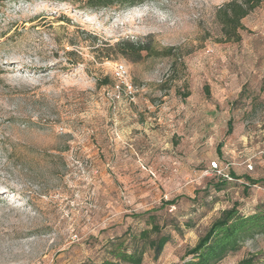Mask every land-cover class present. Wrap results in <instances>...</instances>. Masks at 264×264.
<instances>
[{"label":"rangeland","instance_id":"1","mask_svg":"<svg viewBox=\"0 0 264 264\" xmlns=\"http://www.w3.org/2000/svg\"><path fill=\"white\" fill-rule=\"evenodd\" d=\"M227 1L0 0V264L99 262L109 238L145 227L136 214L178 197L161 213L196 226L143 264H182L222 210L264 206V2L223 41ZM128 39L173 54L107 50ZM117 63L133 100L117 96ZM218 175L233 179L221 191ZM251 255L264 264V234L219 264Z\"/></svg>","mask_w":264,"mask_h":264},{"label":"trees","instance_id":"2","mask_svg":"<svg viewBox=\"0 0 264 264\" xmlns=\"http://www.w3.org/2000/svg\"><path fill=\"white\" fill-rule=\"evenodd\" d=\"M82 8H104L113 5L134 6L143 0H76ZM264 0H229L220 5L215 13L221 25L223 41H240L243 30V19L259 8ZM108 51L113 56L138 62L145 56H170L173 47L158 48L153 41L122 40L114 45L108 44ZM108 56H111L110 54ZM79 63L75 62L73 65ZM111 83L110 78L102 81ZM233 127L230 121L229 131ZM231 176L235 174L230 172ZM218 181L210 186L216 191L226 188L232 180L218 175ZM239 178V177H237ZM250 183L258 181L246 177ZM180 197L163 201L159 207L136 214V218H146L145 227L135 229L128 227L122 234L109 238L103 245L104 257L99 261L89 260L84 264H143L148 251L153 258L159 259L166 245L173 239V231L183 234L184 229H193L196 225L192 218L181 222L170 213H161L168 206L176 205ZM264 234V206L257 203L253 212H244L238 203L221 211L197 243L188 248L182 258V264H219L227 257L241 250L243 245L256 236ZM257 255H251L240 261V264H252ZM262 256V253L260 255Z\"/></svg>","mask_w":264,"mask_h":264},{"label":"built area","instance_id":"3","mask_svg":"<svg viewBox=\"0 0 264 264\" xmlns=\"http://www.w3.org/2000/svg\"><path fill=\"white\" fill-rule=\"evenodd\" d=\"M114 78L116 80L114 88L119 93L117 96H120V91L122 90L129 99L133 100L135 98L136 89L133 83L129 80L128 70L123 63H117L115 65ZM225 177L232 180V178L228 177L227 175Z\"/></svg>","mask_w":264,"mask_h":264},{"label":"crops","instance_id":"4","mask_svg":"<svg viewBox=\"0 0 264 264\" xmlns=\"http://www.w3.org/2000/svg\"><path fill=\"white\" fill-rule=\"evenodd\" d=\"M257 203L249 207L241 208L244 212H253Z\"/></svg>","mask_w":264,"mask_h":264}]
</instances>
